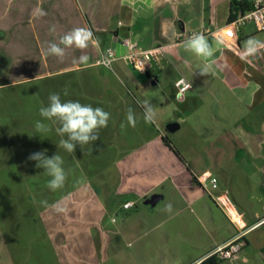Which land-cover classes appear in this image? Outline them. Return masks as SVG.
I'll return each mask as SVG.
<instances>
[{
  "label": "crops",
  "instance_id": "1",
  "mask_svg": "<svg viewBox=\"0 0 264 264\" xmlns=\"http://www.w3.org/2000/svg\"><path fill=\"white\" fill-rule=\"evenodd\" d=\"M15 1L22 6L16 11L14 26L23 27L26 24L36 40V43L27 44L16 42V62L24 64L28 62V57H32L34 53L25 50L31 43V47L37 44L47 67L12 78L11 82H0V89L14 84L48 82L46 103L39 102L29 112L22 105L28 114H24L26 122L21 125L29 129L30 137L21 133L18 141L11 143V139L6 137L2 144L9 157L15 154L14 164L18 173L43 175L37 172L39 169L35 167V162L27 157L32 152L47 149V156L57 153L63 158L68 173L65 186L57 190L61 196L50 201L49 205L63 200L67 202V208H82L94 203L101 208L114 207L124 213L136 208L139 213L140 203L149 206L144 204L146 199L154 194L162 195L152 207L159 206V211H153L147 218L149 221L155 218L152 221L154 224L144 232L148 241L141 253L149 260L148 264H202L214 255L218 247L238 238L247 245L236 257L220 264H264V171L260 168L249 170L248 164L243 162L261 159L259 145L263 141L257 144L253 139H243L247 142L246 145L241 141L243 150L237 147L235 153L222 162L224 158L210 154V107L198 92L189 93L196 88L199 93L203 91L210 95V74L201 76L199 71L206 63H211V73L221 79L243 106L255 110L264 104V74L243 58L242 45L251 33L247 34L245 29L235 31L228 24L232 1L252 7L254 0ZM47 2L51 4L49 11L43 6ZM81 6L85 8L83 14ZM38 10L46 14L52 11L51 15L59 16L52 17L56 23L49 24L55 26L56 31H50L43 41L39 38L36 23L41 18L37 15ZM74 27L91 29L99 38V47L90 46L83 52L75 48L67 49L63 61L45 55L49 42H58L61 35ZM194 32L203 33L216 47L212 58L214 63L184 50L183 41ZM125 38L132 39L147 52L146 71L140 72L144 77L133 74L135 80H152L156 85L161 83L163 74L151 75L147 67L149 59L158 54L162 68L169 73L174 72V77H169L170 90L176 94V83L182 78L191 83L185 97L176 100L182 108L178 116L183 121L194 117L196 122L192 123L193 126L190 124L189 129H206V135L201 136L194 131L189 139L174 138L182 128L179 121L172 122H178L180 128L170 132L173 134L170 137L166 135L160 127V108L166 107L162 103L159 107L153 105L158 120L154 124L144 122L143 109L137 105L139 100L127 83L114 71L99 64L102 53L113 49L117 69L122 71L120 65L124 63L129 69L128 51L123 43ZM81 54L90 57L87 64L73 62ZM149 54L153 55L150 57ZM7 61L0 55V65ZM175 74L185 76L178 79ZM127 80L133 84V79ZM65 89L67 96L64 95ZM52 93H59L62 101H79L109 112L108 126L99 130V139L82 147L77 145L75 152L68 153L59 147V141L66 136L56 132L59 125L54 121L43 120L49 124L51 131L41 135L37 133L35 122L42 120L39 109L48 105ZM129 107L135 111L137 124L134 128L128 126L122 130L121 124H126ZM202 111L206 114L200 113ZM164 138L173 141L178 155L165 144ZM244 145L251 146V149L244 151ZM21 152L22 156H18ZM3 157L1 154L0 160ZM220 159L221 163H217ZM2 165L7 166L8 163ZM203 173L217 177V189L220 182L223 189L214 191L210 196L195 178V175ZM31 191L22 194L20 190L0 189V264H25V255L30 256L31 251L15 233L20 228L18 225L31 222L32 215L28 219L29 214L38 213ZM47 193L53 191L47 189ZM128 202L134 206L124 209L123 205ZM168 204L172 205L171 213L165 211ZM49 241L50 254L55 255V245L51 239ZM137 251L140 252L139 249ZM152 260L155 262L152 263Z\"/></svg>",
  "mask_w": 264,
  "mask_h": 264
},
{
  "label": "rangeland",
  "instance_id": "2",
  "mask_svg": "<svg viewBox=\"0 0 264 264\" xmlns=\"http://www.w3.org/2000/svg\"><path fill=\"white\" fill-rule=\"evenodd\" d=\"M19 3L15 0H0V25H2L0 27V55H3L8 60L7 63L0 65V82H11L12 78L21 77L26 73L33 72L35 69L45 70L47 67L46 61L36 47L37 44H33L31 47V43L28 44V48L25 47V50L33 52L34 54H31L32 57H28V62L24 64L16 62L17 57L16 53H14L16 51L14 45L17 41H21L23 44H27V42L36 43L33 31L27 29L26 24L23 27L14 26L16 11L22 6ZM43 6L46 11H49L51 4L47 2ZM51 14L52 11L41 18L39 17L36 21L41 41L50 35L51 26L49 24L56 23V19L53 20L52 17H59ZM245 32L247 34L251 33L247 37L248 39L255 37L264 41V31H257L253 24H248ZM242 46L244 47V43ZM152 55L149 54L150 57ZM158 57V54L151 57L147 67L150 68L151 75L163 74V79L159 85H153L152 80L148 82L135 80L132 77L133 74L141 78L144 75L133 69L129 64L128 69L126 63L120 65L122 71L117 69L114 63L112 68L109 69L127 83L131 92L139 101L148 100L156 107H159L158 105L161 103L166 106L163 109L160 108V127L166 135L169 137L173 135L166 130V125L172 121H179L182 125V128L173 136L174 138L178 137L186 140L191 138L195 132L200 133L201 136L206 135V129L195 128L193 131L189 129L188 126L190 124L193 126L192 123L196 122L194 117L183 121L178 116L181 115L180 111L182 108L176 101V94L170 90L171 85H169V77H174V72L165 71L162 68V64H159ZM246 59L264 74V50H261L256 56L247 57ZM175 76L179 79L185 75L175 74ZM127 78L133 79V84H130ZM47 84L48 82L43 80L35 84H14L0 89V155H4V159L0 160V189L20 190L22 194L26 193L25 191L32 190L31 192L35 197L34 206L38 207L37 214L28 215V219H31L32 215L31 222L18 225L20 228L15 233L16 237L20 241L22 240L25 247L31 251L30 256L25 255L24 263L148 264L149 260L145 259L142 255L143 253H141L143 246L148 241V236L144 232L154 224L152 221L155 218L151 221L147 218L153 211L157 213L159 206L152 208L140 203L139 209L141 211L139 213L136 208L124 213L114 207L105 209L97 204L90 203V205L88 204L82 208L69 207L64 213L56 212L53 208L46 207L41 203L42 201H47L49 205L50 201L61 196V192L57 191L47 193L48 188L46 185L50 177L43 172V169L37 170L43 175H20L14 164L16 162L15 154L12 153L9 157V152L3 149L2 144L6 137L11 139V143L18 141L19 135H22L21 133H25L24 136L30 137L29 129L21 125L26 122L23 116L25 113L28 114L25 110H32L31 108L37 106L39 102L46 103ZM190 92L194 94L198 92V95L210 107V118L208 119L210 120V154L215 153L221 159L224 158L222 159L223 161L220 159L217 163L225 162V158L234 154L237 147H241L243 150L241 141L247 145L245 140L253 139L257 144L263 141L262 145H259L260 147L257 145V148L259 147V151H261V159L243 162L245 165L248 164L249 170L254 171L260 168L264 171V104L255 110L248 109L238 102L221 79L212 73H210V95L203 91L199 93L196 88L189 90ZM207 96H210V98ZM200 113L206 114L205 111ZM171 142L176 149V145L173 141ZM246 145H244L246 148V150L244 148V151L247 152L251 149L249 148L251 146ZM18 156H22V152ZM20 160L25 162V160ZM5 162L8 163L7 166L2 165ZM212 162L210 165H212ZM221 189H223V185L220 182L219 189L215 191ZM66 203L62 200L56 204L63 207L66 206ZM49 239L55 245V255L50 254ZM23 244L21 245L22 247H24ZM138 249L140 252L137 251ZM153 262L155 261L152 260Z\"/></svg>",
  "mask_w": 264,
  "mask_h": 264
},
{
  "label": "clouds",
  "instance_id": "3",
  "mask_svg": "<svg viewBox=\"0 0 264 264\" xmlns=\"http://www.w3.org/2000/svg\"><path fill=\"white\" fill-rule=\"evenodd\" d=\"M83 14L85 8L80 7ZM38 16H44L43 10H38ZM51 32H55V26L50 28ZM219 43V42H217ZM99 38L94 35L91 29L87 27H74L59 37L58 42H49L45 55L54 56L63 61L67 49H78L82 52L90 46L99 47ZM185 51L191 52L206 61L214 60L216 47L209 42L207 36L203 33L194 32L182 44ZM264 50V41L255 37H250L244 42L243 58L256 56ZM90 57L87 54H81L74 59V63L87 64ZM212 64L206 63L199 71L201 76H208L211 73ZM64 95H68L67 89ZM48 105L39 109V115L42 120L35 122L34 128L37 133L46 134L51 131L49 124L43 120L54 121L59 125L56 132L66 139L59 141V147L68 153L75 152L77 145L80 147L92 144L99 139V130L106 128L110 119V113L101 107H93L90 104H82L79 101H62L59 93H52L48 98ZM137 105L143 109V119L146 124H154L157 119V112L154 106L148 101H137ZM137 119L133 108L129 107L126 114V124H121V129L126 127H136ZM47 149L32 152L27 159L35 162V167L43 169L50 179L47 181V188L53 192L62 189L68 178V173L64 168V160L59 154L51 157L47 156ZM42 205L53 208L56 212L64 213L67 211L66 206L59 204L48 205L47 201H42ZM165 211L171 213L172 205L168 204Z\"/></svg>",
  "mask_w": 264,
  "mask_h": 264
},
{
  "label": "built area",
  "instance_id": "4",
  "mask_svg": "<svg viewBox=\"0 0 264 264\" xmlns=\"http://www.w3.org/2000/svg\"><path fill=\"white\" fill-rule=\"evenodd\" d=\"M248 24H253L255 29L259 32L264 31V0H254L250 9L236 12L235 18L229 26L235 31H241L245 29ZM180 37L181 36L179 35V38ZM123 43L128 51L126 55L128 63L138 72H145V56L147 52L140 48L137 43L130 38H125ZM115 60V50L106 49L101 55L99 64L106 68H112ZM190 88L191 85L184 78L180 79L176 83V100H182L185 97L186 91H188ZM195 178L203 186L207 193L210 196H213L214 191L218 187L217 177L209 173H203L200 175H195ZM133 206L134 204L132 202H128L123 205V208L131 209ZM242 247L243 244L240 242V238L234 239L218 247V249L214 252V255H217L223 260L232 259L240 253Z\"/></svg>",
  "mask_w": 264,
  "mask_h": 264
},
{
  "label": "trees",
  "instance_id": "5",
  "mask_svg": "<svg viewBox=\"0 0 264 264\" xmlns=\"http://www.w3.org/2000/svg\"><path fill=\"white\" fill-rule=\"evenodd\" d=\"M250 8L251 7H249L248 5H244L242 2L232 1L231 11H230V15L228 17V24H230L234 20L236 12L245 11V10H248ZM164 142L171 150H173L177 154V150L173 147V145L171 144V142L169 140L164 138ZM240 242L243 244V247H242V249H243L247 245V243L244 242L242 239H240ZM263 252H264V250H263ZM223 261L224 260L219 258L217 255H212L209 258H207L205 261H203L202 264H220Z\"/></svg>",
  "mask_w": 264,
  "mask_h": 264
},
{
  "label": "water",
  "instance_id": "6",
  "mask_svg": "<svg viewBox=\"0 0 264 264\" xmlns=\"http://www.w3.org/2000/svg\"><path fill=\"white\" fill-rule=\"evenodd\" d=\"M153 85H156L155 81L153 82ZM179 128H180V125L177 122H171V123L166 125V130L169 132H175ZM161 198H162V195L154 194L151 197H149L148 199H146L144 201V204L149 205L151 207H154L160 201Z\"/></svg>",
  "mask_w": 264,
  "mask_h": 264
}]
</instances>
